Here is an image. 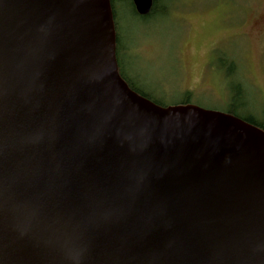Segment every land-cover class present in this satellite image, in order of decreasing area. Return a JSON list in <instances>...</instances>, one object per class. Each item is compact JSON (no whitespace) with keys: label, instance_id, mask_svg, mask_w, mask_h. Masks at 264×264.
<instances>
[{"label":"water","instance_id":"95a60500","mask_svg":"<svg viewBox=\"0 0 264 264\" xmlns=\"http://www.w3.org/2000/svg\"><path fill=\"white\" fill-rule=\"evenodd\" d=\"M0 264H264V129L133 90L110 0H0Z\"/></svg>","mask_w":264,"mask_h":264},{"label":"rangeland","instance_id":"374dc122","mask_svg":"<svg viewBox=\"0 0 264 264\" xmlns=\"http://www.w3.org/2000/svg\"><path fill=\"white\" fill-rule=\"evenodd\" d=\"M115 9L121 74L140 93L221 112L234 101L263 119L264 0H159L148 18Z\"/></svg>","mask_w":264,"mask_h":264},{"label":"trees","instance_id":"16d2710c","mask_svg":"<svg viewBox=\"0 0 264 264\" xmlns=\"http://www.w3.org/2000/svg\"><path fill=\"white\" fill-rule=\"evenodd\" d=\"M116 1H118V5L121 4V3H125V4H126V2L129 3V4L131 5V7H132L133 12H134L135 14H137V12H136V10H135V8H134V5H133L132 0H110V2H111V6H112V10H113V15H114L115 29H116V56H117V58H118V55H119V35H118V33H117V23H116V9H115V2H116ZM158 2H159V0H154V2H153V7H152V9H151V12H150L147 16H140L139 14H137V15H139V16L142 17V18H148V17H149L151 14H153V12L155 11V8H156ZM161 10L163 11V9H160V10L156 9L155 12H157V11L160 12ZM238 88H239V87H238ZM133 90H134V89H133ZM137 92H138V91H137ZM138 93H140V92H138ZM140 94L143 95V96H145V97H147L146 95H144V94H142V93H140ZM147 98H149V97H147ZM149 99H150V98H149ZM151 100H152V99H151ZM152 101H154L155 103L161 105L158 101H155V100H152ZM233 102H234V101H233ZM233 102H232V104L228 107V109L225 111L226 113H229V114H232V115H234V116L240 117V118L246 120L247 122H249V123H251V124H254V125H256V126H258V127L264 129V109H263V111H262L263 119H259V118H257L255 115H246V116H243V115H241V114L238 112V107H237L236 103H235V102L233 103ZM187 103H190L189 100H188V95H187L186 98H184V99H183L180 103H178V104H187Z\"/></svg>","mask_w":264,"mask_h":264},{"label":"flooded vegetation","instance_id":"af4514ba","mask_svg":"<svg viewBox=\"0 0 264 264\" xmlns=\"http://www.w3.org/2000/svg\"><path fill=\"white\" fill-rule=\"evenodd\" d=\"M153 2H154V0H153ZM152 7H153V5H152ZM134 8H135V7H134ZM117 60H118L119 72H120V74H121V67H120L119 59L117 58ZM121 76L124 78V80L127 82V84H128L132 89H134L136 92H137V91L139 92L138 87L135 86L134 83H132L131 81H129V80L126 78V76H123V74H121Z\"/></svg>","mask_w":264,"mask_h":264}]
</instances>
